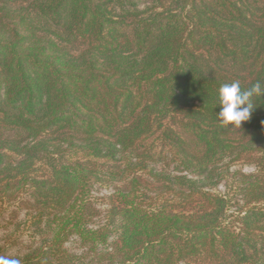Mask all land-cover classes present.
<instances>
[{"label": "trees", "instance_id": "obj_1", "mask_svg": "<svg viewBox=\"0 0 264 264\" xmlns=\"http://www.w3.org/2000/svg\"><path fill=\"white\" fill-rule=\"evenodd\" d=\"M152 1L0 0V205L28 190L39 235L21 264H264V95L216 118L222 84L264 83V0Z\"/></svg>", "mask_w": 264, "mask_h": 264}, {"label": "rangeland", "instance_id": "obj_2", "mask_svg": "<svg viewBox=\"0 0 264 264\" xmlns=\"http://www.w3.org/2000/svg\"><path fill=\"white\" fill-rule=\"evenodd\" d=\"M152 4V0H138L137 5L140 10L145 9V11H147L148 7ZM159 9L156 11H159ZM153 11L155 10H152V13ZM21 137L23 136H20V138ZM18 140L22 141L25 139ZM26 141H22V143ZM35 169L34 175L36 177H42V175L45 176V173H43L45 170L43 163H37ZM255 170V164L241 161L230 167L228 176H231L233 171L250 173ZM231 180V177H229L226 182H221L218 186V190L223 192L226 183H231ZM109 192L110 189L102 185H95L93 187L92 201L96 209H102L104 207L102 200ZM34 212V206L28 190L21 191L17 196L3 197L0 205V255H8L12 257L22 256L26 252L33 250L39 244V235L35 232L34 227L27 219V213L34 214ZM64 246L74 253L79 252V247L73 237H71L70 240H67ZM89 259L90 258H85L82 261H76L69 264H92Z\"/></svg>", "mask_w": 264, "mask_h": 264}, {"label": "clouds", "instance_id": "obj_3", "mask_svg": "<svg viewBox=\"0 0 264 264\" xmlns=\"http://www.w3.org/2000/svg\"><path fill=\"white\" fill-rule=\"evenodd\" d=\"M219 111L216 118L223 126L239 128L241 123L250 119L254 105V99L264 95V83L257 80L246 89H242L239 81L222 84L218 90ZM0 264H21L20 259L0 255Z\"/></svg>", "mask_w": 264, "mask_h": 264}]
</instances>
